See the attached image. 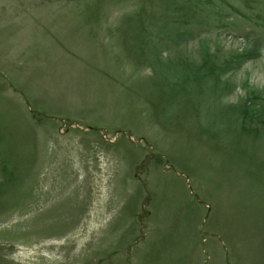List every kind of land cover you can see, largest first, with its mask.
I'll return each mask as SVG.
<instances>
[{"label": "rangeland", "instance_id": "1", "mask_svg": "<svg viewBox=\"0 0 264 264\" xmlns=\"http://www.w3.org/2000/svg\"><path fill=\"white\" fill-rule=\"evenodd\" d=\"M0 264H264V0H0Z\"/></svg>", "mask_w": 264, "mask_h": 264}]
</instances>
